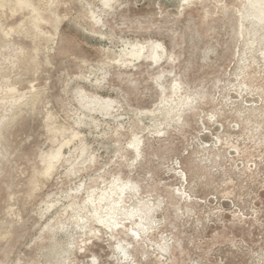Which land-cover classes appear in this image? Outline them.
Wrapping results in <instances>:
<instances>
[{
	"label": "rangeland",
	"instance_id": "obj_1",
	"mask_svg": "<svg viewBox=\"0 0 264 264\" xmlns=\"http://www.w3.org/2000/svg\"><path fill=\"white\" fill-rule=\"evenodd\" d=\"M263 7L0 0V264H264Z\"/></svg>",
	"mask_w": 264,
	"mask_h": 264
},
{
	"label": "bare ground",
	"instance_id": "obj_2",
	"mask_svg": "<svg viewBox=\"0 0 264 264\" xmlns=\"http://www.w3.org/2000/svg\"><path fill=\"white\" fill-rule=\"evenodd\" d=\"M253 4H254V6H256V5H263L264 6V0H253ZM259 7H261V6H259ZM258 7V8H259ZM264 8V7H263ZM256 9H257V7H256ZM260 12H262V17L261 18H264V11H260ZM258 17H260V16H258ZM264 20V19H263ZM262 20V21H263ZM261 21V22H262ZM153 47H159V46H161V45H159L158 43H154V45H152ZM144 47H142V49H143ZM155 49V48H154ZM156 50V49H155ZM143 51V50H142ZM134 54V53H133ZM157 57V56H156ZM112 103H113V101H111V100H106V101H104V104H106L107 106H109V105H112ZM115 189H117V188H115ZM119 193V192H118ZM124 193V192H123ZM109 196V195H108ZM123 196V195H122ZM122 196H121V198H122ZM117 197V196H116ZM104 198V197H103ZM112 198V197H111ZM102 199V198H101ZM100 199V200H101ZM104 201H107V200H104ZM115 202V201H114ZM96 204V203H95ZM115 204V203H114ZM123 206V205H122ZM98 220V219H97ZM107 223V222H106ZM110 225V224H109ZM109 227V226H108ZM131 232V231H130Z\"/></svg>",
	"mask_w": 264,
	"mask_h": 264
}]
</instances>
